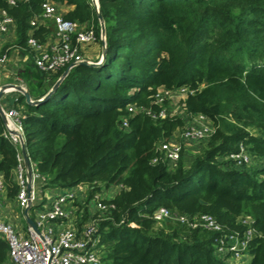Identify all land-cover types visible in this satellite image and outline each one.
<instances>
[{
	"label": "trees",
	"instance_id": "1",
	"mask_svg": "<svg viewBox=\"0 0 264 264\" xmlns=\"http://www.w3.org/2000/svg\"><path fill=\"white\" fill-rule=\"evenodd\" d=\"M44 1L0 0L16 32L0 57L12 48L28 57L16 73L33 99L69 67L41 70L28 44L30 36L45 43L56 33L50 20L32 25ZM53 1L73 7L65 19L95 29L106 44L104 59L100 66L71 67L44 103L27 104L20 94L25 107L17 109L31 162L46 177L43 192L86 183L91 199L118 187L94 219L100 264H235L217 252L215 240L242 238L247 218L255 233L245 264H264V0H98L104 38L92 0ZM181 87L188 88L186 115H205L215 132L189 167L179 159L171 168L159 145L185 126V117L154 119L146 110L167 108L156 102L157 93ZM4 129L0 115V173L15 199L20 148ZM242 146L254 165L234 157ZM160 207L190 218L211 215L221 232L158 221ZM84 217L76 220L79 231ZM9 262L0 235V264Z\"/></svg>",
	"mask_w": 264,
	"mask_h": 264
},
{
	"label": "built area",
	"instance_id": "2",
	"mask_svg": "<svg viewBox=\"0 0 264 264\" xmlns=\"http://www.w3.org/2000/svg\"><path fill=\"white\" fill-rule=\"evenodd\" d=\"M0 12V33H8L15 27V21L5 10H0ZM39 20L52 21L56 32V39L50 42L40 43L33 36L28 39L29 46L37 53L35 62L41 70L56 71L60 67L84 60L80 54L82 47L98 41V34L93 27L82 28L85 26L65 19L53 0L44 1L41 14L32 21V25H37ZM8 59L7 55L0 57V68L7 64ZM15 79L17 82L13 84L27 89L25 81L17 73ZM11 91L21 94L16 87H12L9 92ZM175 91L181 92L185 97L188 88L160 89L156 95V102L164 105L167 98ZM129 109L133 110L134 106L129 105ZM146 112L154 119L166 117L169 113L164 106L158 112L150 109ZM197 119L196 125L183 131V140L202 142L210 139L214 134L215 127L212 123L207 122L208 118L205 115L199 114ZM123 125H127V123L124 121ZM4 126V137L20 148L15 171L16 182L19 186L17 202L22 211L30 204L32 205L30 210H32L40 203L38 196L43 193L41 185L46 181V177L37 172L32 162L31 175H29V169L25 164L21 150L25 135L20 112L17 108L5 110ZM159 150L164 153L168 161L180 159L181 145L172 142V139L161 143ZM234 157L238 158L241 163H249L250 161V156L245 152L243 146L240 153ZM28 184L31 186L30 190ZM87 190L88 185L86 183L65 189L58 193L47 208L38 211L34 221L40 233H36L31 227L28 228L27 233H21L10 224L0 220V235L7 240L9 245V264H100L95 220L83 225L81 231L77 229L76 221H73L74 203ZM4 191H6L4 178L0 176V194ZM106 198L111 197L102 196L101 192L96 193L92 198L98 211L103 212L109 207L108 203L105 202ZM154 217L158 221L176 219L192 228L200 227L212 232H221V227L216 219L208 214L190 218L174 213L166 207H160L154 213ZM70 222L72 223L69 224ZM252 222V219L244 220L248 227L242 238L220 234L215 240L217 252L224 256L230 255V257L242 259L246 254L248 242L255 233Z\"/></svg>",
	"mask_w": 264,
	"mask_h": 264
},
{
	"label": "rangeland",
	"instance_id": "3",
	"mask_svg": "<svg viewBox=\"0 0 264 264\" xmlns=\"http://www.w3.org/2000/svg\"><path fill=\"white\" fill-rule=\"evenodd\" d=\"M93 4L95 3L94 0H92ZM82 28H86V27H82ZM80 54L83 56L84 59L86 60H92V61H98L99 59H101L102 55H103V43L100 42H94L92 44H88L85 45L84 47H82ZM4 80H6L5 82H12V79H8V78H4ZM13 83V82H12ZM16 83V82H15ZM27 89L29 90V87L27 86ZM183 94L181 92L175 91L170 97L167 98L166 100V106L168 109V112L171 114H177V115H181L183 117H185V126L178 130L173 138H172V142L175 143H179L181 145V155H180V159L183 161L185 167H189L190 164L192 163L193 159L200 153L201 148L203 147V145L205 144L203 141L202 142H195V141H185L182 138V134L183 131L186 130V128H189L191 126H194L197 124V115L196 116H187L185 113V109H184V105H183ZM208 123H212L210 119H208L207 121ZM169 165L171 168H174L176 166V164L178 163L177 161H168ZM250 166L255 164V160L250 159L249 163ZM115 188L118 187H114L111 186L110 188L104 187L101 195L105 196V197H112L114 196V192H115ZM88 191L84 192L77 200V202L79 203V206L74 204V209H73V221H78L79 219L83 218L84 215H86L84 217L85 220V224L87 225L89 223H91L96 217L97 215H100L99 211L97 210V206L96 203L94 202V200L91 198L89 199V195H88ZM2 194V193H1ZM0 194V195H1ZM3 195L5 196L3 204L5 203H9L13 206H17V202L16 199L13 201L10 198V196H8L7 191L3 192ZM42 199V194H40L38 196V202H41L40 200ZM172 220L173 222L177 223L178 221L176 219H169ZM247 220H249V218H247ZM5 223L10 224L13 228H16L15 226L17 224H20L19 222H17L13 216L12 210L10 209V207H8V209H4V213H3V219L1 220ZM22 224V226L24 227V231H26V226H25V220L23 217L20 218L19 220ZM177 221V222H176ZM72 222H70L69 224H71ZM72 226H74V224H72ZM70 227V226H68ZM185 229H187V227L184 226ZM229 261H231L232 263L235 264H245L247 262L250 261L251 256L246 253L245 256L241 259L238 258L236 259V257H230L228 258Z\"/></svg>",
	"mask_w": 264,
	"mask_h": 264
},
{
	"label": "crops",
	"instance_id": "4",
	"mask_svg": "<svg viewBox=\"0 0 264 264\" xmlns=\"http://www.w3.org/2000/svg\"><path fill=\"white\" fill-rule=\"evenodd\" d=\"M58 6V9L60 10V12L62 14H65V12H67L68 10L72 9V6H68V5H62L58 2H55ZM1 14V12H0ZM56 39V33H52L50 36L47 37L46 42H50ZM16 40V32H15V27L9 31L8 33H0V49L3 47V45L5 43H11L13 41ZM9 59L7 64L0 68V87L4 84H9V83H15L17 82L15 79V74L17 72V70L21 67H23L24 62L28 60L27 56L22 55V53L20 52L19 49L17 48H12V51L10 52V54L8 55ZM8 78V79H12V82H5L6 80H4V78ZM27 87V84H26ZM19 96L20 93L19 92H8L6 93L3 97H1L0 99V103L2 105V108L5 110L11 109V108H17V107H25L24 102H21L19 100ZM32 97V96H31ZM25 101V100H24ZM0 176H2V174L0 173ZM115 192L114 194L117 192V188L114 189ZM61 191H63V189H58V188H47L44 190V192L42 193V199L40 200L42 203V206L37 208V209H33L29 211L30 216L34 219L36 214L38 213V211L47 208L51 202L54 200V198L58 195V193H60ZM5 196L3 195V193L0 195V220L3 219V213H4V209L6 207V209H8V207H10V209L12 210L13 216L15 218V220L17 222H19L20 224H17L15 227L16 230H18L21 233H27L28 232V228L29 226L26 223L24 214L22 209L20 208V206L18 205L17 199V206H13L9 203H4ZM11 200H15L13 198H9ZM39 203V204H40ZM23 217L25 220V226H26V231H24V227L22 226L21 222L19 221L20 218Z\"/></svg>",
	"mask_w": 264,
	"mask_h": 264
},
{
	"label": "water",
	"instance_id": "5",
	"mask_svg": "<svg viewBox=\"0 0 264 264\" xmlns=\"http://www.w3.org/2000/svg\"><path fill=\"white\" fill-rule=\"evenodd\" d=\"M95 3H94V6L98 12V17L100 19V26H101V35H102V38H104V34H105V26H104V23L102 22V14H101V11L99 9V3H98V0H94ZM103 47L105 49L106 47V44L105 42H103ZM103 59H104V52H103ZM103 59H99L98 61H92V60H82V61H79V62H76V63H72L69 65L68 69L65 70L64 74L56 81V83L53 85V87L48 91L47 94H45L43 97H41L40 99H33L31 97V94L29 92L28 89H23L20 85H17V84H13V83H9V84H4L0 87V99L1 97H3L7 92L10 91V89L12 87H16V89H18L21 94L24 96L25 98V102L27 104H31V105H37V104H40V103H44L46 101H48L51 97V95L54 93V91L58 88V86L60 85V83L62 82V80L65 78V76H67L69 70L71 67L75 66V65H80V64H83V65H88V66H100ZM0 115L1 117L3 118V120H5V111L4 109L2 108V105L0 103ZM21 150H22V154H23V157H24V161H25V164L27 166V168L29 169V175H31V159H30V156L28 154V151H27V147H26V144H25V141H22V144H21ZM31 186L30 184H28V189L30 190ZM32 205L30 204L28 207H26L23 211V214H24V217H25V220H26V223L29 227H31L36 233H40V230L38 228V226L36 225L34 219L30 216L29 214V210L31 209Z\"/></svg>",
	"mask_w": 264,
	"mask_h": 264
}]
</instances>
